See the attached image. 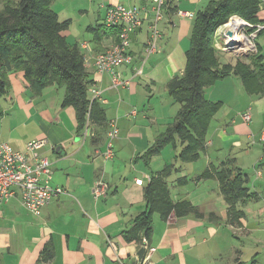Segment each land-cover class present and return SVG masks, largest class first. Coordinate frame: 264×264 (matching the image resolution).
Returning <instances> with one entry per match:
<instances>
[{
    "label": "crops",
    "instance_id": "1",
    "mask_svg": "<svg viewBox=\"0 0 264 264\" xmlns=\"http://www.w3.org/2000/svg\"><path fill=\"white\" fill-rule=\"evenodd\" d=\"M63 1L58 10L59 0L53 2V9L60 20H71L63 32L67 39L81 47L89 45L82 50L93 80L90 97L92 87L101 89L102 100H98L106 120L93 123V134L83 138L77 131L75 108L58 111L50 123L51 140L47 138L44 154L54 168L53 185L64 192L40 215L26 208L19 193L0 206V264H138L143 246L127 240L125 232L147 210L145 193L153 174L163 177L171 201L180 206L168 214L162 208L153 213L154 264H264V95L248 93L234 74L217 80L206 88V96L222 106L211 121L201 156L182 161L181 145L171 143L148 163L144 156L179 110L168 85L183 74L196 16L213 0H166L159 21L163 37L158 51L147 58L143 75H135L134 68L145 55L153 17L151 0ZM114 4L145 8L143 23L131 36L134 60L120 67L122 77L130 79L128 87H113L110 74L97 72L94 64L96 54L117 43L114 31L108 27L97 31L98 40L93 41L92 29L87 30H99L106 6ZM257 17L264 21V0ZM23 74L11 71L9 76L12 80L24 78ZM19 99L21 107L30 111L29 102L38 103ZM36 107L47 112L42 105ZM249 109L252 120L246 122L242 114ZM112 119H117L120 133L113 141V158L105 159ZM6 120L3 117L0 139L24 150L33 138L14 135ZM228 160L230 167L247 174L245 186L252 195L237 204L243 212L239 219L231 217L218 173ZM98 180L108 182L109 189L96 198L92 191ZM46 245L50 252L42 257Z\"/></svg>",
    "mask_w": 264,
    "mask_h": 264
},
{
    "label": "trees",
    "instance_id": "2",
    "mask_svg": "<svg viewBox=\"0 0 264 264\" xmlns=\"http://www.w3.org/2000/svg\"><path fill=\"white\" fill-rule=\"evenodd\" d=\"M54 0H0V99L10 90L9 73L22 71L34 95H40L49 84L66 87L63 108L72 106L77 115V131L82 133L88 117L93 123L106 120L105 110L98 99L92 100L89 88L93 80L86 68L85 54L79 42H71L63 34L71 20H60L53 9ZM166 5V4H165ZM260 0H213L198 12L187 51V65L181 76L169 82L168 92L179 110L166 130L145 153L147 163L168 144H180L179 158L185 162L197 160L206 149L207 133L214 115L222 106L221 101H212L206 96V88L229 75L241 78L250 94L264 95V54L257 39L264 37V21L257 17ZM233 15H238L253 24L251 32L257 31V52L246 59L237 57L235 63L224 62L211 44L214 31ZM89 27L98 40L97 31L106 29ZM120 37V27H108ZM3 109L0 102V116ZM232 161L224 162L219 173L221 188L233 219L243 214L237 204L252 198L245 186L247 174ZM147 210L136 217L130 230L125 232L129 241L142 243L146 236L150 243L153 213L164 209L163 214L179 210L170 198L169 189L160 174H153L146 188ZM166 216V215H165ZM50 252L49 245L42 257Z\"/></svg>",
    "mask_w": 264,
    "mask_h": 264
},
{
    "label": "built area",
    "instance_id": "3",
    "mask_svg": "<svg viewBox=\"0 0 264 264\" xmlns=\"http://www.w3.org/2000/svg\"><path fill=\"white\" fill-rule=\"evenodd\" d=\"M151 1L153 17L150 25V35L144 48L145 55L142 57L140 65L134 68L135 75H143L147 58L158 51L159 41L163 37V32L159 28V21L163 17L166 0ZM143 9L145 8L137 5L126 6L124 4H114L106 6L104 23L107 27H120V40L105 51L96 54L94 64L97 72L110 74L113 87H128L130 84V79L122 77L120 67L125 64H131L134 60V55L130 51L132 44L131 36L143 23V17L141 15ZM234 17L242 19L245 22L244 28L245 26H254L238 15H234L232 18ZM257 27L258 31L264 26L257 25ZM257 31L251 32L250 35L244 34L251 45L244 47L245 43L239 41L237 42L238 46L235 47V52L239 50H237L238 47L257 52ZM226 41V45L229 46L228 48L233 49L235 44H230L229 39ZM216 45L218 46V43ZM218 47H220V45ZM84 48L88 49L89 45L85 43ZM91 93L92 100H102L101 89L92 87ZM131 113L136 114L137 110L133 109ZM242 116L246 122H250L252 120L251 110H246ZM92 125L91 119L88 117L87 124L82 131L83 138L93 134L94 129ZM119 133L120 128L117 119L110 120L107 133V149L103 153L105 159L113 158V141L115 138L119 137ZM47 143L48 140L44 137L33 139L26 144L24 150H18L13 148L6 140L0 139V206L19 193L26 208L33 214L40 215L42 209L49 204L54 197L64 192L62 187L53 185L52 163L49 157L41 152ZM108 189V182L98 180L92 192L97 198L106 193ZM140 245L144 246L146 250L143 257L139 259L138 264H154L152 256L155 247L150 245L146 236L143 237Z\"/></svg>",
    "mask_w": 264,
    "mask_h": 264
},
{
    "label": "rangeland",
    "instance_id": "4",
    "mask_svg": "<svg viewBox=\"0 0 264 264\" xmlns=\"http://www.w3.org/2000/svg\"><path fill=\"white\" fill-rule=\"evenodd\" d=\"M56 0H54V3ZM65 1L59 0L56 4L57 10L63 6ZM95 3H97V0H95ZM98 4V3H97ZM96 4V8L98 9V6ZM55 10V9H54ZM55 12H57L55 10ZM58 13V12H57ZM234 16V15H233ZM231 16L230 18H232ZM229 18V19H230ZM245 20V19H244ZM247 20V19H246ZM229 20L221 24L216 30L220 31L224 28V31H222L219 34H215L216 30L214 31L213 35L211 36V44L213 42V45L216 48L217 55L219 54V57L224 62H232L235 63L236 58H242L246 59V57H249L251 53H254L253 51H250L247 48H237V52H235V47L238 46V43L234 41L235 46H233V49L228 48L229 46L226 45V40L229 39L228 31L232 30L231 25L227 26ZM238 21H234L233 23H237ZM240 22V21H239ZM241 24V22H240ZM253 27V26H251ZM251 27L243 26V28L238 32V35L245 34L250 35L251 33ZM69 29V28H68ZM89 38V37H87ZM258 43L263 44L262 52L264 54V40L263 37H259L257 39ZM218 43V47L216 44ZM81 46V45H80ZM85 47V43L82 45ZM245 47V46H244ZM86 59V56H85ZM87 68V67H86ZM17 72V71H15ZM24 75V74H23ZM10 79V90L7 94L2 96L0 99L1 106L3 109V115L0 116V129H1V122L3 117L7 118L6 122L9 125V128L12 129L11 131L14 133V135L23 138L26 136H29L33 139L38 138H49L50 139V131L52 129V126L50 123H54V117L57 116V113L59 110L63 108L62 104L64 101V97L66 95V87L57 85V84H49L47 85L40 95H34L30 88L26 87L27 80L24 76V78L18 77L11 80V76H9ZM209 89V88H208ZM219 90V88H217ZM212 91V90H211ZM168 95V94H167ZM26 98V103L29 102V100H34L35 102H38L37 104H34V102H29L33 105L30 106V110H26L22 108V100L19 99ZM173 102L176 105H179L177 102L173 100ZM42 105L44 110L47 112L44 113L36 106ZM69 107V106H67ZM72 107V106H70ZM76 121H77V115H76ZM78 124V121H77ZM210 128V127H209ZM10 131V132H11ZM209 131V130H208ZM208 134V133H207ZM82 135V133H81ZM28 137V138H29ZM31 139V140H33ZM29 142V141H28ZM27 142V143H28ZM13 148H15L13 145H11ZM46 147L42 149V153L47 152ZM45 155V154H44ZM53 168V167H52ZM54 169V168H53ZM246 173H249V170L246 171Z\"/></svg>",
    "mask_w": 264,
    "mask_h": 264
},
{
    "label": "bare ground",
    "instance_id": "5",
    "mask_svg": "<svg viewBox=\"0 0 264 264\" xmlns=\"http://www.w3.org/2000/svg\"><path fill=\"white\" fill-rule=\"evenodd\" d=\"M234 21H238V22L233 23ZM239 21L241 22V24ZM244 24H245V22L242 19H239L237 17L230 18L227 26L231 25L230 27H231V29H233V35H232V37H229V39L235 40L236 42L242 41L243 43H245V47H248L251 45L248 38L245 37L244 34L238 35V32L243 28ZM225 29H227V28H224L220 31L216 30L215 34H219L222 31H224Z\"/></svg>",
    "mask_w": 264,
    "mask_h": 264
},
{
    "label": "water",
    "instance_id": "6",
    "mask_svg": "<svg viewBox=\"0 0 264 264\" xmlns=\"http://www.w3.org/2000/svg\"><path fill=\"white\" fill-rule=\"evenodd\" d=\"M240 17V16H239ZM241 18V17H240ZM232 35H233V31L232 30H229L228 31V36L229 37H232ZM234 41L235 40H231V39H229V42H230V44H234ZM236 42V41H235ZM240 44V43H239ZM145 250H146V248L143 246V247H141L140 248V250H139V253H138V255H139V259H141L142 257H143V255H144V253H145Z\"/></svg>",
    "mask_w": 264,
    "mask_h": 264
}]
</instances>
